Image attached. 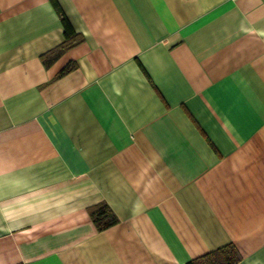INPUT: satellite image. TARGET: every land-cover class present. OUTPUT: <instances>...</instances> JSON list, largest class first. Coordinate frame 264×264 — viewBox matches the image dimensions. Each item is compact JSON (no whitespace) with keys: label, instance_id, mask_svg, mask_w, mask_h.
I'll return each instance as SVG.
<instances>
[{"label":"crops","instance_id":"crops-1","mask_svg":"<svg viewBox=\"0 0 264 264\" xmlns=\"http://www.w3.org/2000/svg\"><path fill=\"white\" fill-rule=\"evenodd\" d=\"M225 247L264 264V0H0V264Z\"/></svg>","mask_w":264,"mask_h":264},{"label":"trees","instance_id":"trees-1","mask_svg":"<svg viewBox=\"0 0 264 264\" xmlns=\"http://www.w3.org/2000/svg\"><path fill=\"white\" fill-rule=\"evenodd\" d=\"M63 24L65 25V33L68 35V24L65 16L62 12H59ZM71 67L64 69L62 73L70 71ZM90 216L93 223L96 225L97 229L104 230L117 223V218L108 208L106 204H100L97 207L91 209ZM239 261V256L230 247H225L223 249L210 252L206 256L200 258L195 262H190L189 264H236Z\"/></svg>","mask_w":264,"mask_h":264}]
</instances>
